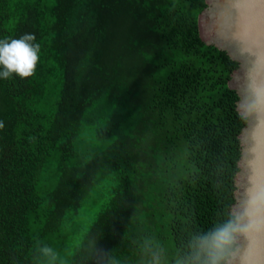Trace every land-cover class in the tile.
<instances>
[{
    "label": "trees",
    "instance_id": "16d2710c",
    "mask_svg": "<svg viewBox=\"0 0 264 264\" xmlns=\"http://www.w3.org/2000/svg\"><path fill=\"white\" fill-rule=\"evenodd\" d=\"M207 7L0 0V40L40 45L32 76L0 78V264H46L44 245L56 264H153L157 244L171 264L233 214L247 118L230 86L239 62L200 34Z\"/></svg>",
    "mask_w": 264,
    "mask_h": 264
},
{
    "label": "water",
    "instance_id": "95a60500",
    "mask_svg": "<svg viewBox=\"0 0 264 264\" xmlns=\"http://www.w3.org/2000/svg\"><path fill=\"white\" fill-rule=\"evenodd\" d=\"M240 1L207 0L199 27L207 44L239 62L230 86L240 96L238 109L247 125L240 134L242 157L232 212L245 210L246 232L238 240L235 264H264V0Z\"/></svg>",
    "mask_w": 264,
    "mask_h": 264
},
{
    "label": "clouds",
    "instance_id": "9594fccd",
    "mask_svg": "<svg viewBox=\"0 0 264 264\" xmlns=\"http://www.w3.org/2000/svg\"><path fill=\"white\" fill-rule=\"evenodd\" d=\"M35 35L25 34L19 39L0 40V78L8 79L12 74L20 78L32 76L39 61L40 45L34 43ZM4 125L0 122V128ZM264 205V200L261 201ZM245 210L234 212L227 219L215 223L206 232L192 234L183 247L171 257V264H235L238 240L245 234ZM39 252L46 264H56L58 253L44 245ZM162 244H157L151 253L153 264H167Z\"/></svg>",
    "mask_w": 264,
    "mask_h": 264
},
{
    "label": "rangeland",
    "instance_id": "374dc122",
    "mask_svg": "<svg viewBox=\"0 0 264 264\" xmlns=\"http://www.w3.org/2000/svg\"><path fill=\"white\" fill-rule=\"evenodd\" d=\"M108 200V189L103 186L100 187L95 193H93L90 198L88 197V204H91L89 208L81 213L75 223L70 226V237L69 239L75 238L76 241H79L82 237L87 228L89 227L91 221L95 218L96 213L101 209L104 203ZM73 230L77 231V235L73 237L71 233ZM75 231V232H76ZM72 234V235H71ZM71 241V240H70ZM73 246L67 249V254L74 250Z\"/></svg>",
    "mask_w": 264,
    "mask_h": 264
},
{
    "label": "snow or ice",
    "instance_id": "6c2138e0",
    "mask_svg": "<svg viewBox=\"0 0 264 264\" xmlns=\"http://www.w3.org/2000/svg\"><path fill=\"white\" fill-rule=\"evenodd\" d=\"M253 3H259V0H253ZM262 197H264V194H262ZM250 214H251V210H250Z\"/></svg>",
    "mask_w": 264,
    "mask_h": 264
},
{
    "label": "bare ground",
    "instance_id": "6f19581e",
    "mask_svg": "<svg viewBox=\"0 0 264 264\" xmlns=\"http://www.w3.org/2000/svg\"><path fill=\"white\" fill-rule=\"evenodd\" d=\"M241 1L240 0H238V4L240 3Z\"/></svg>",
    "mask_w": 264,
    "mask_h": 264
}]
</instances>
